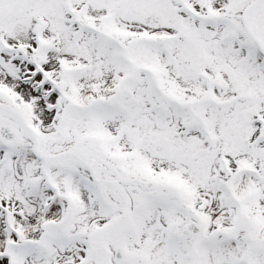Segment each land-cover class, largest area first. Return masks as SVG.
<instances>
[{
    "label": "snow or ice",
    "instance_id": "6c2138e0",
    "mask_svg": "<svg viewBox=\"0 0 264 264\" xmlns=\"http://www.w3.org/2000/svg\"><path fill=\"white\" fill-rule=\"evenodd\" d=\"M0 264H264V0H0Z\"/></svg>",
    "mask_w": 264,
    "mask_h": 264
}]
</instances>
